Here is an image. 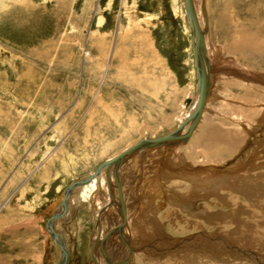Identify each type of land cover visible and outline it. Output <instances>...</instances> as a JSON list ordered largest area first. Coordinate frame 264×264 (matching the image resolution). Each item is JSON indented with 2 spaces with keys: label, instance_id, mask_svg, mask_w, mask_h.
I'll return each instance as SVG.
<instances>
[{
  "label": "rangeland",
  "instance_id": "obj_1",
  "mask_svg": "<svg viewBox=\"0 0 264 264\" xmlns=\"http://www.w3.org/2000/svg\"><path fill=\"white\" fill-rule=\"evenodd\" d=\"M206 1L214 68L210 96L188 144L148 152L133 166L124 196L130 215L139 216L133 226H138L140 240L131 264H179L176 260L185 256L179 258L176 249H186L189 241L174 246L175 240L201 231L244 250L232 251L234 256L264 264V251L257 246L226 237L233 224L203 218L206 210L228 215L231 207L219 199L226 189H219L218 196L181 200L193 195L195 173L207 177L197 191L201 195L219 176L264 169V156L256 151L264 142L263 5L260 0ZM240 29L255 32L259 50L234 49L243 39ZM195 86L183 0H0V255H11L15 264H57L61 251L46 221L64 187L140 137L152 139L173 130L185 115L179 103L186 93L195 96ZM214 133L222 141L212 139ZM238 137L247 142L237 148ZM223 140L237 149L227 151ZM87 189L73 213L69 209L64 217L70 219L58 224L68 264H89V246L111 230L110 237L117 232L112 214V225L106 218V229L97 234L101 216L96 217L95 198L100 194ZM109 202L111 198L107 208ZM251 221L264 229L259 216ZM34 226L39 230L36 241L27 243ZM9 228L14 229L11 235ZM221 244L213 246L217 258L228 250ZM126 249L105 247L114 264L127 256ZM166 249L176 253L175 259L164 256ZM96 255L105 263L100 250ZM224 259L213 260L234 263Z\"/></svg>",
  "mask_w": 264,
  "mask_h": 264
},
{
  "label": "bare ground",
  "instance_id": "obj_2",
  "mask_svg": "<svg viewBox=\"0 0 264 264\" xmlns=\"http://www.w3.org/2000/svg\"><path fill=\"white\" fill-rule=\"evenodd\" d=\"M260 1H261V4L263 5V8H264V0H260ZM192 2H193V9L195 11V15H196L198 25L200 27V30L203 33L206 53H207V55L211 61L210 50L207 46V36H208V31H209V23H208L207 11H206L207 1L206 0H192ZM183 6H184V0H183ZM199 9L201 11L202 17H200V15H199ZM184 12H185V17L188 21L185 8H184ZM188 24L190 26L192 39H193V32H192V28H191L189 21H188ZM239 31H241V29ZM254 34H255V32H253V33L251 32L249 34L248 32L241 31L240 35H241V38H243V39L242 40L238 39L237 43L235 45L233 44L235 46L234 49L240 51V50H243L244 48H247L248 51L250 50L252 52H255V50H259L258 48H260V42H257L255 40ZM192 52H193V49H192ZM256 54L259 55L258 52ZM242 58L245 59L244 56H242ZM193 60H194V57H193ZM194 66H195V62H194ZM195 74H196V66H195ZM212 80H213V77H212ZM196 83H197V76H196ZM150 86H152V85H150ZM196 86H197V84H196ZM196 86H195V93H194L195 96L191 97L190 94L186 93L183 100L179 103V109H180V111H183L185 115L183 117L182 116L179 117L180 122L178 123V125L175 128H173V130H171L169 133L164 134V135L159 136V137H156V138H152L154 140H159V139H162V138L169 136V135L184 136V135L188 134L187 140H185L182 143H177V142L173 143L172 142L173 145L168 146V144L171 143V141L167 142L168 144L165 143L166 141H164L161 144L160 143L157 144V143H151L150 140H152V139H147L146 137H140L133 144L127 145L122 151L112 155L110 158L103 161L102 163H106L108 161H112V163H110L109 166H104L102 168V170L97 175L92 176L88 181H86L82 184L74 186V188L72 189V191L69 195V198L67 199V206H66L65 213L62 214L61 216L57 217L53 221V228H54L55 232H57L61 236L63 245L65 246L66 250H67L66 243L62 237L61 232L58 230L59 221L60 220L65 221L67 219H70V217H68L69 216V209H71V213H73V208L79 204V201L81 200L80 198L86 195L85 191L87 188L91 189V190L95 189V191L99 192L100 198H101V199L98 198V196L95 198L97 200L96 205H98V211H97L96 217L101 216V224L99 226V232L96 231L97 234L101 233V229H103V230L106 229V227H105L106 218L108 219L109 223L112 225V223H111V217L112 216H110L112 214L114 215V218H115L114 220H117V223H118L117 227L118 228L116 227L117 232L112 237H110V235L112 234L111 233L112 230H111L107 234V236H103L102 238L96 240L95 242H93L89 246V250H88V254H87L89 264H114V262L116 260L113 259L112 257H110L105 250L106 244H108V243L111 244L112 246H116V247L117 246L118 247H120V246H126L127 247V249H126L127 253H128L127 256L125 255L126 257L125 258L123 257V259H121L116 264H126V263L129 264L130 263L131 259L134 257L133 254L137 250V246L139 245V243L137 242V239L140 240V238H138V237L136 238L137 234L135 233V231L138 230V226H133L134 223L138 221L139 216L135 215L136 218H134L132 215H130V213L128 212L129 209L127 206V200L125 199V196H124L125 195L124 193H126V188L128 189V186H130L131 179H132L133 174H134L133 166L134 165L138 166L140 159H141L140 157H144L145 154H149L148 152H156V149L162 150V149L176 147V146L184 144L190 140L192 135L195 133L196 128L200 124L201 119H202L203 114H204V111H205V109H204V111L201 113L200 117L197 120H195V118H196L195 116L189 117L190 114L192 113V111L195 107L196 101H197ZM211 88H212V84H211ZM210 92H211V90H210ZM100 100H101V98H100ZM100 100H99V102H100ZM175 101H176V99H175ZM207 101H208V99H207ZM207 101L205 103V107H206ZM174 107H175V105L174 106L172 105L171 111L174 109ZM233 107L237 109L238 113L241 112V111H239V107L236 104L233 105ZM157 114H158V112H157ZM250 114L253 115V113H250ZM173 117H174V115H173ZM132 118H134V117H132ZM163 119H166V118H163ZM114 121H116V120L114 119ZM193 122H195V123L193 124ZM114 124H116V123H114ZM179 127H181V128L177 131V129ZM211 136L213 137V138L210 137L212 139L222 141V139L218 136L217 133L211 134ZM224 142L229 144L227 151L233 153V151H235L239 146L246 144L247 138L246 137L245 138H243V137L239 138L238 137L237 140L235 141V144H237V148H236L235 144H233L231 142H228V141H224ZM186 144H188V143H186ZM134 146H137V147L133 151L129 152L128 154H125L121 158V160L118 162L117 167L115 168L114 159L118 155L123 154L129 148H132ZM258 148L259 149H257L256 151L257 152L260 151V153L264 156V142L263 141H261ZM193 151H195L197 153L198 148L196 147ZM205 154L206 153H204V155ZM261 158L264 159V157H261ZM254 160H255V158H254ZM252 161H253V159H252ZM263 164H264V162H263ZM115 169H117L116 175L114 174ZM94 170L91 173H93ZM91 173H89V174H91ZM89 174H86L85 176L80 177V178H85ZM80 178H78V179H80ZM192 178L194 181L193 185L195 186V188L193 187L194 188L193 189V195H191L187 199H186L187 196L184 195L185 198H181V200H183L184 202H186V201L190 202V200L194 199L195 197L201 198V197H209V196H215V195L218 196L217 191L219 189H226L227 192L224 193L223 195H219V199L221 201L225 202L226 205H229L231 207V209H230L231 211L228 212V215H226V214L224 215V213H223V215H221L220 213L215 214V213L210 212L209 210L208 211L206 210V211H203L204 212L203 218L205 220H207L208 222L219 219L224 224H228V223L233 224V227L228 229V231H227L228 233L226 234V237L230 241L236 242L238 244H243V245L245 244V245H250V246H254V247L257 246L258 249H260L261 251H264V229H260L259 226H255L251 221V219L254 216H259L260 220H261L260 226H262L264 228V169L261 171H258V172L241 171V173L236 174L232 177H230L228 175L221 176V177L219 176L217 178V180H215V182H213L212 185H210V188H205V190L203 191V194H201V195H199L197 191L202 190L200 185H204V183H206V182H202L201 180L206 181L207 177L202 176V175H198L197 173H195ZM78 179H75L71 182H74ZM88 189H87V192H88ZM203 189H204V187H203ZM81 192H82V195H81ZM196 192H197V194H196ZM105 195H107V196H105ZM62 197H63V194H62ZM239 197H242L243 199L239 200ZM9 198H10V196H8L5 199V201L3 202L1 207H3L8 202ZM109 198H111V202H109L108 208H107V203H108ZM61 200H62V198H61ZM176 200L179 201L180 199H176ZM245 201H247L249 204L246 205V203H244ZM100 202H101V204H100ZM186 204L187 203H185V205ZM110 205L114 209L112 211V213H111V209H110L111 207H109ZM180 205L182 206V204H180ZM104 206H106L105 209H104ZM187 206H189V205H187ZM103 210H104V213H102ZM148 210H149V208H148ZM153 212H151V213H153ZM66 214L68 216H66V218H64ZM146 220H147L148 224H150V223L153 224L152 220L150 218H148ZM98 224H99V219L97 218L96 219V225H98ZM143 224L145 226H148V224H145V223H143ZM109 228L112 229V226H110ZM148 231H150V229H148ZM156 234H158V232H156ZM95 237H96V234H95ZM216 239L217 238L209 235L208 232H202V231L196 232V233L191 234L189 236L187 235V236L180 237V238L176 239L174 242V246H175V244H179L180 242L185 241V240H188L189 242H188V246L187 247L185 246L186 249H182L181 247L176 249V250H178L176 253H178L177 255H179V258L181 256H185L184 257L185 260L179 259L178 261L176 260L175 263H179V264L185 263L186 264V262H187V264H215L216 262H214L213 259H215V261L217 260L219 263V262L225 261L224 258H228V257L234 261L233 264H253L254 263L253 261L244 260L239 255H236V256L233 255L234 252L235 253L236 252H242L244 250H241L240 248H236V247L231 248L230 247L231 245L229 243L221 241L219 239L216 240ZM160 240L164 243L163 238L162 239L160 238ZM160 240L157 239V241H159V242H160ZM53 241L55 243V246L60 250V248L57 246L55 240H53ZM221 243H223V245H226L228 250L225 251V255L218 257L219 259H222V260H218V258L216 257V254L213 253L214 252L213 246H220L221 247V245H222ZM154 245L159 246L157 243H155ZM169 246L173 247V244L169 245ZM98 250H100L102 252L105 263H102L101 261H100L101 262L100 263L98 261L99 259L97 260V256L99 255V253H98V255H96V254H97ZM183 250L185 252H183ZM232 251H234V252L232 253ZM112 252H117V251L112 250ZM167 252H169V253L164 255V256L168 257L169 259H171V257L175 259V257L177 256V255H175L176 253H174L173 251L170 252L167 250ZM230 253H232V254H230ZM211 254H213V255L211 256ZM252 255L254 256V254H252ZM99 257H100V255H99ZM67 259H68V250H67ZM67 259H66L65 264H68ZM59 260H58L57 264L59 263ZM131 263H133V262L131 261ZM158 264H160V263H158Z\"/></svg>",
  "mask_w": 264,
  "mask_h": 264
},
{
  "label": "water",
  "instance_id": "obj_3",
  "mask_svg": "<svg viewBox=\"0 0 264 264\" xmlns=\"http://www.w3.org/2000/svg\"><path fill=\"white\" fill-rule=\"evenodd\" d=\"M184 8H185V11L187 14L188 21L191 25L192 32H193L192 49H193V57H194V62H195V66H196V76H197V83H196L197 84V86H196L197 101H196L195 107H194V109H193V111L189 117L195 116L196 117L195 120H197L200 117L201 113L204 111L205 103L210 96V90H211V84H212L211 81H212V77H213L214 68H213V64L211 63V61H210V59L206 53L203 33L200 30V27H199L198 22H197L195 11L193 9L192 0H184ZM195 122H193V124ZM180 128L181 127H179L177 129V131ZM187 138H188V134H186L184 136L169 135V136H166V137L159 139V140L152 139V140H150V142L161 144L164 141H166L165 143L171 141V143H169V144L167 143L168 146H171V145H173L172 142L173 143H176V142L182 143L185 140H187ZM136 147L137 146L129 148L123 154L118 155L114 159L115 168L117 167V164L121 160V158L125 154H128L129 152L133 151ZM110 163H112V161H108L106 163L100 164L94 170L93 173L87 175L85 178H80L74 182L69 183L67 186H65L63 189L62 200L59 202L57 208L54 210V212L51 214L50 218L47 220V222H46L47 230L49 231L51 238L53 240H55L57 246L61 250L62 255H61V258H60L58 264H65L66 263L67 250H66L65 246L63 245L61 236L57 232H55V230L53 228V221L57 217H59L65 213L66 206H67V199L69 198V195H70L72 189L74 188V186L88 181L92 176L97 175L102 170V168L104 166H109ZM116 170L117 169H115V171H114L115 175H116Z\"/></svg>",
  "mask_w": 264,
  "mask_h": 264
},
{
  "label": "crops",
  "instance_id": "obj_4",
  "mask_svg": "<svg viewBox=\"0 0 264 264\" xmlns=\"http://www.w3.org/2000/svg\"><path fill=\"white\" fill-rule=\"evenodd\" d=\"M171 151V150H170ZM170 151H169V153H170ZM27 225V224H26ZM26 225H24V226H22V227H26ZM22 227H20V228H22ZM26 229V228H25ZM10 232V235L11 234H13V231H14V229H11L10 230V228L9 229H7V233L9 234V232ZM38 228H35V226L33 227V230H31V235L29 236V238H26L25 239V242H27V243H33V242H35L36 241V237H37V235H38ZM29 252V251H28ZM30 253H32V250L30 251ZM31 256V255H30ZM30 256H28V257H30ZM11 255L10 256H5L4 255V257L2 256V255H0V261L2 260V259H4V261L5 260H7V261H9V263L10 264H15V263H12V262H10V260H11ZM22 257V256H21ZM9 259V260H8ZM13 261V260H12ZM6 263V262H5ZM0 264H1V262H0Z\"/></svg>",
  "mask_w": 264,
  "mask_h": 264
}]
</instances>
